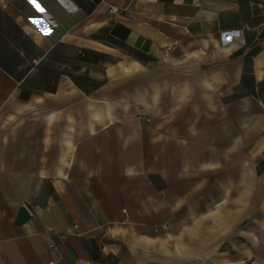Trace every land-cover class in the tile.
Wrapping results in <instances>:
<instances>
[{
    "label": "crops",
    "instance_id": "obj_1",
    "mask_svg": "<svg viewBox=\"0 0 264 264\" xmlns=\"http://www.w3.org/2000/svg\"><path fill=\"white\" fill-rule=\"evenodd\" d=\"M0 264H264V0H0Z\"/></svg>",
    "mask_w": 264,
    "mask_h": 264
},
{
    "label": "water",
    "instance_id": "obj_2",
    "mask_svg": "<svg viewBox=\"0 0 264 264\" xmlns=\"http://www.w3.org/2000/svg\"><path fill=\"white\" fill-rule=\"evenodd\" d=\"M28 218H29V214L27 210L24 207H21L18 212L16 222L18 224H23L28 220Z\"/></svg>",
    "mask_w": 264,
    "mask_h": 264
},
{
    "label": "snow or ice",
    "instance_id": "obj_3",
    "mask_svg": "<svg viewBox=\"0 0 264 264\" xmlns=\"http://www.w3.org/2000/svg\"><path fill=\"white\" fill-rule=\"evenodd\" d=\"M30 2H32L34 4V6H36V0H30Z\"/></svg>",
    "mask_w": 264,
    "mask_h": 264
},
{
    "label": "built area",
    "instance_id": "obj_4",
    "mask_svg": "<svg viewBox=\"0 0 264 264\" xmlns=\"http://www.w3.org/2000/svg\"><path fill=\"white\" fill-rule=\"evenodd\" d=\"M148 1H150V2H154V1H156V0H148Z\"/></svg>",
    "mask_w": 264,
    "mask_h": 264
}]
</instances>
